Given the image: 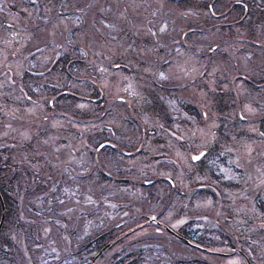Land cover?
<instances>
[{"label": "trees", "instance_id": "obj_1", "mask_svg": "<svg viewBox=\"0 0 264 264\" xmlns=\"http://www.w3.org/2000/svg\"><path fill=\"white\" fill-rule=\"evenodd\" d=\"M166 1L169 3L174 1L176 6L174 13H166L163 7ZM6 2L10 5L5 7L0 0L2 7L0 8V41L6 37L15 38L14 34L18 32L15 28H22L23 23H26L30 29L31 39L24 43L23 47L34 55L45 47L48 50L49 59L45 65L38 68L22 69V73L12 82L21 83L16 84L15 89H11L10 76L9 84L5 85L6 89L0 86V93L3 94L2 103L11 110L8 115L5 112L1 114L0 118V129L4 126L2 128L4 135H0V264H72L76 257L83 256L87 257L83 260V264L86 262L90 264L96 257H99L98 262L101 261L102 264H154L155 261H159L153 255L154 249H158L161 244L170 245L171 258L177 257V259H169L170 264H186L185 261L189 264H207L199 256L189 260L183 258L186 256L185 252L210 255V252L204 251L209 245L230 246L242 254L244 251L235 247L240 241V224L229 225V229L224 227L229 221L227 217L233 214L226 205V199L228 195H235L238 202L244 200L242 196H248L253 201L261 197L264 191V179L260 183L264 175V143L252 148L253 163H251L252 158L248 162L244 159H234L229 150L231 148L229 140L239 136L238 122L240 120V123H245V117L240 113H238L239 117L237 114L235 116L230 113L234 112L233 107L236 104V96L232 89L222 92L221 87L217 86L216 88L221 90L216 89L215 93L211 92L208 95L213 105L210 107L216 113L214 129L217 130V134L212 146L205 149L197 162L198 178L190 176L192 172L187 175V184L191 189L184 194L182 191H177L176 183L170 177L166 176L167 179H164L169 185V190L172 189L171 192L175 193L172 199L179 200L178 211L185 217L184 224L173 230L177 237L163 229L167 237L155 238L156 233L152 232L140 237L142 239L138 238L120 245L119 243L124 242L125 238L133 236L132 231L135 229L133 225L151 222L148 217L154 215V210H149L153 202H158L157 206L162 205L156 192L149 190L146 194L148 190L144 189V187H151L156 180L153 181L150 177L144 180L141 178L143 182L139 183L140 190L143 195L146 194L143 198L142 194H133V189L129 193L121 191L123 189L120 187L126 189L128 185H131L129 187L135 185L134 182L127 183L129 180L123 176H127V171L119 173L120 178L112 179L115 175L113 168L117 167L119 170L121 166L127 164L109 165L107 160L115 156L130 157L129 150L118 149L122 143L119 137H115L117 134L111 126V123L115 122L108 113L112 106L111 100L121 104L119 99L116 100L112 96L103 98L100 115L103 118L106 117L108 121H105L102 127V134H96L98 137L94 140V130L90 129L86 132L89 161L76 167L75 171L69 170L74 167L66 161L71 152H74L75 141L72 137L77 138L80 135V131L76 130V127H71L69 121L84 123L91 119L89 108L81 107V109L76 105L84 102L92 108L93 102L100 101L101 98L100 87L96 85L93 89L91 86L92 79L90 83L86 79L80 80L74 77L77 73L73 64H76L78 69L83 68L84 75L91 77L92 72L89 68L92 71L95 70V60L90 67L87 66L86 56L87 50L90 51L89 45L96 44L97 39L103 40L104 37L112 39L115 33L114 37L118 35L119 40H123V34L126 35L128 43L129 37L132 39L130 47L123 50L124 57H129L131 65L142 67L154 61L148 62L138 57L139 55L148 56L149 50L154 53H164L166 50L174 52L172 49L177 43L175 39L179 37L178 41H181L183 38L181 35L183 32L179 33L176 26L185 27L184 31L187 30L185 34H189L190 37L192 35V40L196 41L197 39L193 36L197 30L213 25L218 15H225L220 30L232 31V28H224L231 26V23L243 25L241 38L244 40L245 47L240 48V53L252 55L245 59L246 66L237 70L243 73L240 76L245 79L244 82L248 88L246 97L260 111L252 118L253 122H257L259 132L248 133L247 138L249 141H255L257 138L264 139V88L260 90V86H264V49H261V47L264 48V0H165V4L161 5L158 3L154 5L152 0H135L134 2L129 0H6ZM65 11L74 15L76 19L66 16ZM10 12L16 13L15 21L6 23L4 18L9 17ZM155 13L161 14V17H174L171 21L172 25H169L167 31L154 32L151 36L142 38L140 35L147 29L145 25L149 26L151 20H155ZM160 22H162L161 19ZM243 22L244 24H241ZM159 23L152 28L158 29ZM164 39H170V42L167 43ZM139 48H142L143 52H140ZM213 48L211 46L210 50ZM80 51L85 53L81 54ZM207 54L206 52L205 55ZM205 55L199 54V58ZM55 56L57 59H54ZM218 58L224 68V74L233 73L239 68L235 61H233L234 67L232 66L229 56L222 54ZM114 65L115 63L112 66ZM162 65H166L165 61ZM132 69L135 68L132 67ZM32 70H35V73ZM136 79L137 83L144 86L147 94H149L150 86L148 81L154 87L163 88V99H152L160 116L168 114L163 100L169 98L175 101L176 105L185 108V112L190 113L192 117L196 115L198 120L202 118L205 111L198 112L192 99L186 101L185 96L181 95L182 89L179 94L182 100H175V95L181 88L179 83L164 82L160 85L138 74ZM84 87L90 89L88 94L83 93ZM37 90L39 93H35ZM40 93L48 94V99L41 98ZM49 95L53 98H49ZM108 98H110L109 101H107ZM38 99L39 102L45 103L47 111L57 114L60 111L59 115L55 116L63 120L60 124V132L57 129L58 125H53L50 129L46 128L48 114L43 115L46 110L39 111L37 126L33 125L34 119L29 121L25 114V105L35 107ZM23 104L20 115H26L24 118L27 122L22 119V116L12 112L15 106ZM208 114H211L210 110ZM240 117L242 119H239ZM170 121L167 117L166 122L171 124ZM6 126H10L9 135ZM105 127L109 129V132L104 131ZM137 128L144 130L140 124ZM23 130L25 136H20ZM154 132L153 129H149L147 135ZM143 133L142 131V140ZM142 140L138 142L134 150L140 149ZM91 144L95 146L94 152L90 150ZM102 153L104 156H101ZM210 155L214 156L217 167L214 163L206 161ZM34 162H37L39 167L32 165ZM242 164H244L243 167H241ZM255 164L257 167L255 175L248 177L245 173L246 168L249 165L254 169ZM221 167L229 169V174H226ZM201 178L204 180L198 182ZM150 179L152 181H149ZM108 183L112 185L108 186ZM118 189L120 190L117 192ZM165 194V201L171 202L170 194ZM186 197L185 207L189 210L188 215L184 213L186 209L181 205V199ZM206 197H210V205L193 207L194 201L203 200ZM221 202L225 208L222 215L219 209ZM111 204L114 206L110 207ZM136 206H140L142 210L139 213H132L133 207ZM255 206L264 207V200L260 203L256 202ZM131 208L133 209L129 212L127 209ZM138 214L140 216L137 219H132V216ZM205 220L210 221V224L205 223ZM191 224L196 225L192 230L189 228ZM213 225L214 228H211L210 226ZM256 225L262 229L264 220L258 221ZM92 226L93 234L90 235ZM202 226L205 227L202 228ZM167 227L171 228L169 225ZM215 235L216 239H212ZM254 236L255 240L259 241L260 236L257 234ZM78 238L81 240H77ZM119 245L120 250L116 251ZM55 251L58 252L55 253ZM246 258L250 259L248 256Z\"/></svg>", "mask_w": 264, "mask_h": 264}, {"label": "rangeland", "instance_id": "obj_2", "mask_svg": "<svg viewBox=\"0 0 264 264\" xmlns=\"http://www.w3.org/2000/svg\"><path fill=\"white\" fill-rule=\"evenodd\" d=\"M129 1L134 2L135 0ZM1 3L4 4L5 7L10 5L6 2V0H1ZM152 3L154 5H157L155 3L161 5L165 4V0H152ZM163 7L167 11L166 13L172 14L175 12L174 7L176 6L174 5V1L171 3L166 1V4ZM0 8L2 7L0 6ZM152 9H154L153 5ZM64 13L66 16L76 19L74 15L72 16L66 11ZM15 15L16 13L10 12L9 17L4 18L6 23L15 21ZM154 16L155 20H151L149 24L150 27L145 25L147 29H145L143 34L140 35L142 38L149 37L154 32L161 33L163 31H167L169 25H172L173 23L171 21L174 20V17H161V14L159 13H157V15L155 13ZM224 16L225 15L222 14L218 15L217 20L213 25L197 30L193 36L197 39L196 41L192 40V35L190 37L189 34H185L187 33V30L184 31L185 27L183 28L182 26H176V30L179 33L183 32V34H181L183 35V38L181 41H178L179 37L175 39L177 43L172 49L174 52L171 53L170 50H166L164 53H154L149 50V57L144 55H139L138 57L140 59H145L148 62L150 60L154 61L149 62L142 67H137L135 64L131 65V60L129 57H124L123 50H126L130 47V43L133 42L132 39L129 37L128 43L125 38L126 35L123 34V40H119L118 35L114 37L115 33L112 36V39L109 37H104L103 40L97 39L96 44L89 45L90 51L87 50L88 53L86 56L87 66L90 67L92 61L95 60V70L92 71L89 68L90 72H92L91 77L84 75L82 70L83 68L80 67L78 69V66L73 64L77 73V76L74 77H78L80 80L86 79L90 83L92 79L91 86L93 89L96 87V85L100 87L99 89L101 91V98L100 101L98 100L93 102V109L84 102H80L76 105L80 108H89L91 119L84 123L69 121L71 127H76V130L80 131V135L77 138L72 137V139L75 141L73 147L74 152H71L70 156L66 158V161L70 162L74 166L69 170L75 171L76 167H80L84 162H87V160L89 161V156H87L88 145L85 140L87 135L86 132L90 131V129H93L94 140L98 137L96 134H102V127L106 123L105 121H108L106 117L103 118V116L100 115L103 107V98L107 96L115 97L114 99H119L118 101H121V104L111 100L110 105L115 106L114 108L111 106L108 111L109 116L115 121L114 123H111V126L114 127V133L117 134L115 137H119L118 139L122 143L118 149L129 150L130 157L118 158L115 156L107 160L109 165L116 164V166H120L124 163L127 164L126 166H121V169L119 170L117 167L113 168L115 175H113L112 179L120 178L119 173L122 171H127V176H123L129 180L127 183L134 182L135 185L133 187H129L131 185H128L126 186L128 187L126 189L120 187V189H123L121 190L122 192L127 191L129 193L130 190L133 189V194H142L141 197L144 198L146 197L145 195L149 192V190H153V192L157 193L159 201H161L162 204L157 206L158 202H153L152 206L150 207L151 209L149 210H154V215H151L153 213H148L151 215L148 217L151 219V222L133 225V228H135L132 231L134 232L133 236L125 238L124 242L122 241L119 243L120 245H125L135 239L144 237L148 233L151 234L152 232L156 233L155 238L167 237L166 231L163 230L166 228L165 226L169 225L171 230H175L184 224L185 217L178 211L177 203H179V200H176L175 198L172 199L175 193L171 192L172 189L169 190V185L165 180L167 177H170L177 184H175L178 189L177 191H182L184 194H186V191L191 189V187H188L189 184H187V175L192 172L193 174L190 176L193 178H198L199 174L198 171H196V165L199 160L195 162L191 161L190 155L197 154L198 152L202 151V149H206L208 147L210 148L212 146L213 139L216 137L217 130L215 131L214 129L216 124V113H214V109L210 107L213 105L208 95L211 92L215 93L217 86L221 87L222 92H226L227 89H232L236 96V104L233 107L234 112L232 111L230 113L231 115L235 116L236 114L238 115V113H240L241 116L245 117V123H240V120L238 122V132L240 133L239 136L232 137V135H230L232 139L231 141L229 140L231 147L229 150H231L234 159H244L245 162H248L249 159L253 157L252 148L254 146H260V143L262 142L264 143V139L261 138H257L255 141H249L247 138L248 133L259 132L257 122H253L252 118L255 113H259L260 111H258L259 109L250 102L249 98L246 97V95H248V88L245 85V79L240 76L241 74L243 75V73L238 72L246 66L245 59L252 56L251 53H240V48L245 47L244 40L241 38L243 31L242 29L244 27L243 25H234V23H231V26H225L224 28H232V31L228 29L224 32L221 31L220 27L223 23V20L225 19ZM160 19L162 22L159 23ZM158 23V29L152 28ZM241 24H244V22ZM15 29L18 30V32L14 34L15 38L11 36L10 39L6 37L0 41V86H4L5 89V85H8L10 81L9 76L12 79L10 81L11 89H15L17 87L16 84L21 83L16 82V84H14L12 82L15 81L22 73V69L25 68L31 70L38 68L41 65H45L46 61L49 59L48 50L45 47L40 49L36 55L29 53L28 49L25 50L23 47V44L27 43L29 39H31L30 29L26 23H23L22 28L16 27ZM172 29H174L173 26ZM172 29L169 30L172 31ZM217 32L219 33L217 34ZM132 34H134V32H132ZM170 39H164V41L168 43L170 42ZM211 46L214 48L210 50ZM147 48L152 47L147 46ZM261 49L264 48L261 47ZM22 50H24V52H22ZM139 50L140 52H143L142 48H139ZM206 52L208 53L207 55H205ZM79 53L84 54L85 52L80 51ZM199 54H203L205 56L199 58ZM222 54H224V56L230 57L233 67V61H235L236 66L239 65V68H237L233 73L224 74V68L222 67L221 61L218 58V56ZM54 59H57V56H55ZM73 59L75 60L76 58ZM164 61L166 63L165 66L162 65V62ZM114 63L115 65L112 66ZM132 67L135 69H132ZM247 70L249 69L247 68ZM32 72L35 73V70H32ZM161 73L163 75H161ZM136 74L140 76H146L153 82L160 85H162L164 82H176V84L179 83L181 88H179L177 95H175V100H182L179 97L180 90L182 89L181 95L185 96L186 101L192 99L198 112L205 111L202 114V118L198 120L196 115L192 117L190 113L185 112V108H183L181 105H176L175 101L169 98L163 100L167 106L168 114L160 116L159 111L156 110L155 105L152 103V99L158 98V100H162L163 88L156 86L155 88L148 81L150 86L148 88L149 94H147L145 92L144 86H142L141 83L139 84L136 82ZM179 85H175V87L178 88ZM263 88L264 86H260V90ZM221 89H217V91ZM89 90L90 89H86L85 87L82 89L83 93L86 94L89 93ZM96 90L97 89H95V91ZM35 93H39V90H37ZM2 95L3 94L0 93V118L1 114H4V112L8 115L11 111L10 108L2 103ZM47 95L48 94L40 93L41 98H45V100L48 99ZM49 98H53V96H50ZM109 100L110 98L107 99V101ZM183 103H185V101H183ZM23 106L24 104L22 106H15L12 112L17 113L16 115H20V111L23 109ZM24 110L29 121L34 119L33 125L37 126L39 123L38 113L41 110H46V105L45 103L43 104L42 102H39L38 99L35 107L27 104L25 105ZM208 110L211 111L210 115L208 114ZM59 113L57 114L53 111H45L43 115L48 114V117L46 118L47 129L52 128L53 125H58L57 129H59L60 132V124L63 123V120L57 119L55 117L59 115ZM26 115L22 114L20 116H22V119L27 122V120L24 118ZM121 116H123L122 119ZM167 117H169L171 120V124L166 122ZM239 119H242V117ZM138 124L142 125L144 128V130L142 129L144 132L143 140L141 137L142 130L137 128ZM2 128L0 129L1 136L4 135V129ZM6 129H8L9 135L11 131L10 126H6ZM149 129H153L155 131L154 134L147 135V130ZM104 131L109 132V129L105 127ZM23 135L25 136L24 130L20 132V136ZM172 138H175V140H172ZM140 140H142L140 149L134 150ZM67 141L69 142V140ZM93 146L94 145L91 144L90 150L94 152L95 146L94 148ZM115 148H117V146ZM101 156H104V153H102ZM206 161L214 163L215 167H217L214 156H208ZM253 162L254 159L252 158L251 163ZM32 165L39 167L37 162L32 163ZM94 165L96 166L97 164L95 163ZM243 166L244 164H242L241 167ZM248 167L245 170L246 175L248 177L255 175L257 168L256 164L254 169L252 167H249L248 169ZM221 168L226 174H229V169L227 170L225 167ZM146 177H150L153 179V181L156 180V182L151 187H144V189L148 191H146V194L143 195L140 190L141 187L139 183H142ZM152 179L149 181H152ZM262 179H264V175L261 178L260 183ZM203 180L204 179L201 178V180H198V182ZM111 185L112 183H108V186ZM120 189H118L117 192ZM165 193L170 194V199H172L171 202L165 201ZM259 194H261V192ZM260 196L261 197H259L256 201L251 200L248 196H242V199L244 200H239L238 202L235 195H228L226 199V205H228L233 214L232 216L227 217L229 221H227V225L224 227L225 229H229V225L236 226L240 224V241L238 242V246L235 247L243 250L244 252H241L242 254L230 246H224L220 244L209 245L207 248H205L204 251L207 250L211 253L210 255L196 252H185L186 256L183 259L188 258L189 260L192 257L199 256V258L204 259L207 264H245L246 259L248 264H264V227L260 229L256 225L258 221L264 220V207L258 208L255 206L256 202L260 203V201L264 200V191ZM140 198H138V200ZM186 200L187 197L181 199L182 207H185ZM210 204V197H206L203 200L194 201L193 207L198 208L202 205L207 206ZM113 206L114 204L110 205V207ZM133 208L134 211L132 213H139L140 210H142L140 206ZM133 208L127 210L131 212ZM185 209L186 210H184V213L187 214L189 210L186 207ZM219 209L221 210L220 215H222L223 209H225L222 205V202L220 203ZM146 211L148 212L147 209ZM139 216V214L134 215L132 216V219H137ZM205 223L210 224V221L205 220ZM195 226L196 225L191 224L189 228L192 230L195 228ZM203 227L205 226H202V228ZM210 227L214 228V225ZM199 229H197V231L199 230L200 233L201 227ZM89 232L90 235L93 234V226L90 227ZM255 234L260 236L259 241L258 239L257 241L255 240ZM216 237L217 236L215 235V237H212V239H216ZM248 238L251 240H247ZM77 240H81V238H78ZM223 243H225V241ZM120 245L116 248V251L120 250ZM154 251L155 252L153 255L159 260L158 262L155 261L154 264H170L168 261L169 259H177V257L171 258L172 253L170 252V245L165 246V244H161L159 248L154 249ZM57 252L58 251H55V253ZM157 254H159V256ZM244 254L250 259L246 258ZM98 258L99 257H96L95 260H91L92 264H102L101 261L98 262ZM86 259L87 257L85 256L82 258L76 257L74 259V263L72 262V264H83V260ZM179 259L183 260L181 258ZM217 259H219V261H217ZM185 263L189 264V262L186 261ZM85 264H87V262Z\"/></svg>", "mask_w": 264, "mask_h": 264}, {"label": "snow or ice", "instance_id": "obj_3", "mask_svg": "<svg viewBox=\"0 0 264 264\" xmlns=\"http://www.w3.org/2000/svg\"><path fill=\"white\" fill-rule=\"evenodd\" d=\"M161 75H163V74L161 73ZM193 159H196V157H193Z\"/></svg>", "mask_w": 264, "mask_h": 264}]
</instances>
